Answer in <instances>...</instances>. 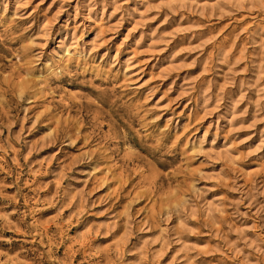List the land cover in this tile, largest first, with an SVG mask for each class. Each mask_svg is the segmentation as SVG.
Instances as JSON below:
<instances>
[{"label":"rangeland","instance_id":"1","mask_svg":"<svg viewBox=\"0 0 264 264\" xmlns=\"http://www.w3.org/2000/svg\"><path fill=\"white\" fill-rule=\"evenodd\" d=\"M0 264H264V0H0Z\"/></svg>","mask_w":264,"mask_h":264}]
</instances>
